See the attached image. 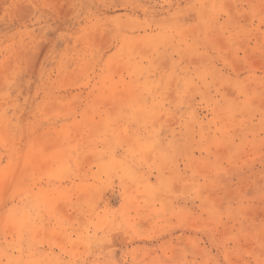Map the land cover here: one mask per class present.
<instances>
[{"label": "rangeland", "instance_id": "1", "mask_svg": "<svg viewBox=\"0 0 264 264\" xmlns=\"http://www.w3.org/2000/svg\"><path fill=\"white\" fill-rule=\"evenodd\" d=\"M0 264H264V0H0Z\"/></svg>", "mask_w": 264, "mask_h": 264}]
</instances>
